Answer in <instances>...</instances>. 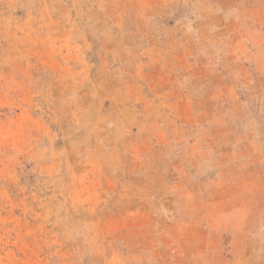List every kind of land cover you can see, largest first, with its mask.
Segmentation results:
<instances>
[{
    "label": "rangeland",
    "instance_id": "374dc122",
    "mask_svg": "<svg viewBox=\"0 0 264 264\" xmlns=\"http://www.w3.org/2000/svg\"><path fill=\"white\" fill-rule=\"evenodd\" d=\"M0 264H264V0H0Z\"/></svg>",
    "mask_w": 264,
    "mask_h": 264
}]
</instances>
